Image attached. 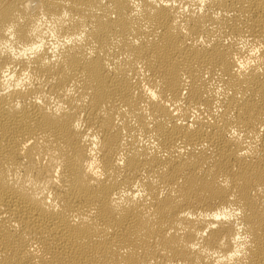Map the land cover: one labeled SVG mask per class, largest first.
Returning <instances> with one entry per match:
<instances>
[{
  "label": "bare ground",
  "instance_id": "1",
  "mask_svg": "<svg viewBox=\"0 0 264 264\" xmlns=\"http://www.w3.org/2000/svg\"><path fill=\"white\" fill-rule=\"evenodd\" d=\"M0 264H264V0H0Z\"/></svg>",
  "mask_w": 264,
  "mask_h": 264
}]
</instances>
